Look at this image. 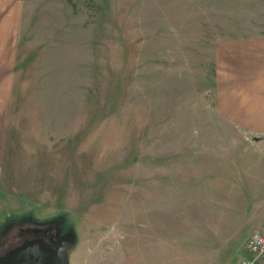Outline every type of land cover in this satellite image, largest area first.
<instances>
[{
    "label": "rangeland",
    "instance_id": "1",
    "mask_svg": "<svg viewBox=\"0 0 264 264\" xmlns=\"http://www.w3.org/2000/svg\"><path fill=\"white\" fill-rule=\"evenodd\" d=\"M13 2L0 105L19 163H0V240L15 226L0 257L34 223L74 233L70 264L251 257L264 132L220 109L218 46L264 36V0Z\"/></svg>",
    "mask_w": 264,
    "mask_h": 264
},
{
    "label": "crops",
    "instance_id": "2",
    "mask_svg": "<svg viewBox=\"0 0 264 264\" xmlns=\"http://www.w3.org/2000/svg\"><path fill=\"white\" fill-rule=\"evenodd\" d=\"M17 0H15L16 4ZM10 7V6H9ZM4 13V12H3ZM0 13V18L1 14ZM9 18H13L9 16ZM0 42V83L16 67L17 50L13 33ZM219 104L220 109L235 124L264 132V36L263 34L219 46ZM11 77V76H10ZM4 105H0V163L14 160L9 145L7 124L4 123ZM18 162V163H17Z\"/></svg>",
    "mask_w": 264,
    "mask_h": 264
},
{
    "label": "water",
    "instance_id": "3",
    "mask_svg": "<svg viewBox=\"0 0 264 264\" xmlns=\"http://www.w3.org/2000/svg\"><path fill=\"white\" fill-rule=\"evenodd\" d=\"M61 236L60 244L54 249H46L35 240L0 257V264H70L77 238L73 232Z\"/></svg>",
    "mask_w": 264,
    "mask_h": 264
},
{
    "label": "flooded vegetation",
    "instance_id": "4",
    "mask_svg": "<svg viewBox=\"0 0 264 264\" xmlns=\"http://www.w3.org/2000/svg\"><path fill=\"white\" fill-rule=\"evenodd\" d=\"M14 227L13 223L10 224V230L3 237L7 234L8 235L5 237V240H0V245L2 244L4 246L5 243H7L6 238H8L9 234L11 235ZM17 237L18 241H16L17 245L15 244V247H18H13L14 249L24 247L26 244L35 240H39L41 245L46 249H54L60 244L62 239V236L58 234L57 225L40 223H34L30 226L21 227L20 230L17 231Z\"/></svg>",
    "mask_w": 264,
    "mask_h": 264
},
{
    "label": "built area",
    "instance_id": "5",
    "mask_svg": "<svg viewBox=\"0 0 264 264\" xmlns=\"http://www.w3.org/2000/svg\"><path fill=\"white\" fill-rule=\"evenodd\" d=\"M251 257H246L240 264H264V223L255 230L247 242Z\"/></svg>",
    "mask_w": 264,
    "mask_h": 264
},
{
    "label": "trees",
    "instance_id": "6",
    "mask_svg": "<svg viewBox=\"0 0 264 264\" xmlns=\"http://www.w3.org/2000/svg\"><path fill=\"white\" fill-rule=\"evenodd\" d=\"M2 246H3V245L1 244V245H0V250H1Z\"/></svg>",
    "mask_w": 264,
    "mask_h": 264
}]
</instances>
